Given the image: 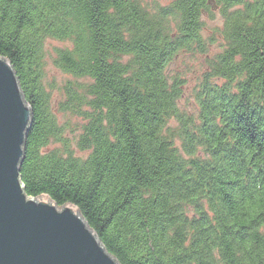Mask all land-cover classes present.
Masks as SVG:
<instances>
[{
	"label": "trees",
	"instance_id": "trees-1",
	"mask_svg": "<svg viewBox=\"0 0 264 264\" xmlns=\"http://www.w3.org/2000/svg\"><path fill=\"white\" fill-rule=\"evenodd\" d=\"M180 55L203 62L192 112ZM0 57L27 197L75 206L118 264H264V0H0Z\"/></svg>",
	"mask_w": 264,
	"mask_h": 264
},
{
	"label": "water",
	"instance_id": "water-1",
	"mask_svg": "<svg viewBox=\"0 0 264 264\" xmlns=\"http://www.w3.org/2000/svg\"><path fill=\"white\" fill-rule=\"evenodd\" d=\"M31 114L0 57V264H118L71 204L27 197L20 182Z\"/></svg>",
	"mask_w": 264,
	"mask_h": 264
},
{
	"label": "rangeland",
	"instance_id": "rangeland-1",
	"mask_svg": "<svg viewBox=\"0 0 264 264\" xmlns=\"http://www.w3.org/2000/svg\"><path fill=\"white\" fill-rule=\"evenodd\" d=\"M168 0H157L161 5L167 3ZM217 21L211 22L205 20L206 26L212 28ZM208 47V54L212 55L216 52V46ZM63 47V44L56 41H47L45 44V65L43 69V81L42 85L45 90L50 92L52 101L58 102L61 99L60 88L68 79L67 76L63 75L59 70H57L52 64V59L54 57V50ZM201 57H193L187 55H180L171 64V70L176 74L180 75L184 79V84L182 87L183 96L180 100V106L187 110V112H192L194 110V101L192 98L193 90L200 78L201 72L203 70ZM69 80V79H68ZM50 85V86H49ZM51 87V90L49 89Z\"/></svg>",
	"mask_w": 264,
	"mask_h": 264
}]
</instances>
